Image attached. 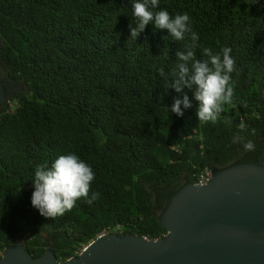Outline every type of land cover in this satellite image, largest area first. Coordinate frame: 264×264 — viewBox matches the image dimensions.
Listing matches in <instances>:
<instances>
[{
	"label": "trees",
	"instance_id": "1",
	"mask_svg": "<svg viewBox=\"0 0 264 264\" xmlns=\"http://www.w3.org/2000/svg\"><path fill=\"white\" fill-rule=\"evenodd\" d=\"M165 8L190 15L196 59L232 49L235 96L217 121H199L196 101L183 117L171 112L176 52L190 41L151 24L131 38L132 0H0V255L23 246L67 261L103 235L163 239L180 191L264 161V0H159L154 11ZM249 140L256 150L243 149ZM67 153L92 166L100 198L43 217L34 170Z\"/></svg>",
	"mask_w": 264,
	"mask_h": 264
},
{
	"label": "water",
	"instance_id": "2",
	"mask_svg": "<svg viewBox=\"0 0 264 264\" xmlns=\"http://www.w3.org/2000/svg\"><path fill=\"white\" fill-rule=\"evenodd\" d=\"M5 102L0 81V107ZM212 175L172 199L163 239L103 235L67 261L51 251L34 259L18 246L0 255V264H264V161Z\"/></svg>",
	"mask_w": 264,
	"mask_h": 264
},
{
	"label": "clouds",
	"instance_id": "3",
	"mask_svg": "<svg viewBox=\"0 0 264 264\" xmlns=\"http://www.w3.org/2000/svg\"><path fill=\"white\" fill-rule=\"evenodd\" d=\"M154 9H159V0H132V15L136 22L135 27L129 25L131 38L137 39L151 24L155 29L167 30V36L175 41H185L186 37L190 41L176 52L178 71L174 73L175 78L170 87L178 95L170 107L171 112L183 117L186 110L193 108V101H196L199 121H217L224 105L231 104L235 96L232 74L236 71V62L231 47H223L219 52L203 48V58L196 59L200 37L193 30L190 15L187 12L173 15L166 8L158 11ZM160 75H167L163 68L160 69ZM240 128L243 129L244 125L241 124ZM252 135H255V130ZM239 141L240 137L233 138V143ZM243 149L254 151L256 144L249 140L243 144ZM95 178L92 166L78 154L60 155L51 164L44 162L36 166L31 204L43 217H62L71 212L81 198L89 205L100 198L99 192L91 191Z\"/></svg>",
	"mask_w": 264,
	"mask_h": 264
},
{
	"label": "built area",
	"instance_id": "4",
	"mask_svg": "<svg viewBox=\"0 0 264 264\" xmlns=\"http://www.w3.org/2000/svg\"><path fill=\"white\" fill-rule=\"evenodd\" d=\"M212 174L210 172H207L206 174H204L200 180V183L198 184V186H205L207 185L211 179H212Z\"/></svg>",
	"mask_w": 264,
	"mask_h": 264
}]
</instances>
